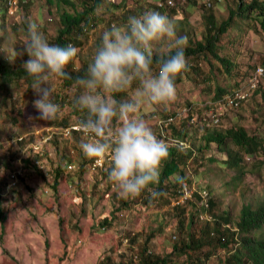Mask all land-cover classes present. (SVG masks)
Listing matches in <instances>:
<instances>
[{"label":"rangeland","instance_id":"1","mask_svg":"<svg viewBox=\"0 0 264 264\" xmlns=\"http://www.w3.org/2000/svg\"><path fill=\"white\" fill-rule=\"evenodd\" d=\"M27 1H33L29 11L19 7V4H12L5 17L6 22L0 20V42L5 37H11L18 45L22 44L24 33L13 27H21L25 20L37 21L42 33L56 35L59 27L56 5L51 6L48 0ZM230 5L235 6L232 0H214L211 11L196 4L161 10L165 6H158L154 0H125L120 7L99 9L103 21L98 22L96 28L84 37L85 47L80 54L91 58L106 28L114 23L122 25L128 16H139L148 10L168 16L174 22L177 37H188L190 33L200 40L205 27L204 16L215 13L219 20L226 18ZM244 27L240 40L236 32L233 43L234 47L240 46L238 54L233 50L235 61L240 62L239 76L232 80L216 72L214 81L206 83H192L185 79L175 85V95L170 101L141 110L143 119L157 138L162 135L157 128L159 119L169 114L173 117L174 114V117L178 115L174 118V132L187 135L186 139H180L185 144L181 147L193 150L195 146V153L203 143L202 137L212 131L244 128L249 135L264 141V75L254 92L249 83L256 67L262 66L264 33L256 23L243 24ZM157 44L160 46H155L154 50L169 49L164 42ZM18 51L22 52L21 46H18ZM0 58L16 66L22 65L27 56L18 55L15 62H10L7 54L0 50ZM238 84L245 86L243 91L249 101L239 109L224 110L225 117L218 125L213 124L212 108L208 110L206 107H211L215 101L216 87L229 91ZM52 88L54 101L60 106L59 117L70 115V122L74 124L71 127H75L79 119L73 107L74 88H66L59 80L52 83ZM35 98V93L24 80L13 83L7 93L0 88V200L5 217L4 223L0 222V264H98L107 258L114 264H136L139 252L146 245L149 253L165 257L172 253L175 245H180L184 237L178 230L182 209L177 216L174 205L186 203L181 207L185 210V217L188 221L189 215L194 213L198 228L205 221L199 218L195 209L198 210L206 200L196 199L193 192L211 185L218 205L215 212L229 210L236 219L244 202L243 195L249 199L264 186V156L253 155L244 157L245 172L241 180V174L228 168L221 169L217 164L212 166L209 162L203 167L198 164V172H194L196 168L190 162L187 175L193 180L189 181V197L186 200L180 197L176 201L167 197L168 202L148 205L145 203V192L134 197L123 196L107 179L109 154L99 158L85 157L79 147L85 139L83 133L72 132L66 136L68 125L62 122L58 125L55 119L42 120L32 104ZM190 106L193 107L190 111L192 117L187 110ZM204 118L215 127L205 128L203 121L208 120ZM170 134L166 129L168 141L163 140L169 146L174 144ZM227 146L234 148L229 140ZM203 155L206 158L212 156L218 162L227 157L212 142L209 148L204 149ZM14 171H21L22 175L17 185L11 187L10 176ZM234 175L239 178L236 191L230 193L227 188H220ZM173 181L175 177L170 179V182ZM150 190L149 187V193ZM204 197L207 198L206 195ZM105 220L110 221V226L104 225ZM148 238L150 242L146 243ZM221 252L216 249L211 256L195 252L194 264H224ZM191 255L192 252H188L187 256L177 253L174 263L190 264L187 258Z\"/></svg>","mask_w":264,"mask_h":264},{"label":"trees","instance_id":"2","mask_svg":"<svg viewBox=\"0 0 264 264\" xmlns=\"http://www.w3.org/2000/svg\"><path fill=\"white\" fill-rule=\"evenodd\" d=\"M124 1L125 0H48V3H50L51 6L52 4L56 5L59 17V27H57L56 35H50L45 31L43 32V35L50 43H55L61 46L71 45L77 48L76 56L69 61L65 68V71H67L73 79L82 75L86 71L87 64L91 59L88 57L84 58L80 54V50H83L85 47L84 37L88 36L91 30L96 28L98 22L103 21L99 9L104 10L105 7L108 8V6L120 7ZM232 1L235 6L233 7L230 5L231 7L226 18L222 17V19L219 20L215 13L204 16L205 27L200 40L192 36L190 33L188 37H185V35L178 36L184 38L185 67L176 75L174 81L175 85L183 82L185 79L192 83L214 81L216 72L225 75V77H230L231 79L240 75L238 72L240 62L235 61V54H233L234 49V52L238 54L239 51H237V48L238 50L240 48L239 45L237 47H234L233 45L235 34L237 32V38L240 40V36L246 28H243V24L248 26L253 25L254 23L260 26V29L264 33V0ZM32 3L33 1L27 0H0V20L6 22L5 17L11 11L12 4H19V7H23L25 10L29 11ZM189 4L194 3L190 1ZM212 9L213 8L207 10L211 11ZM27 21L28 20H25L21 27L14 26L13 29L24 33V30L27 27ZM34 22L37 23V21ZM98 40H100V38ZM98 44L99 42L97 45ZM155 46L160 45L156 44ZM166 52L170 54L171 52H174V49H168L166 51L160 49L153 50V71H155V60L157 56ZM226 52L228 53L225 54ZM262 58L263 66L264 55ZM237 59L238 58H236V60ZM20 80H24L29 85V81L25 78L21 65L17 64L16 66H11L5 61V59L0 58V88L3 92L7 93L9 87ZM59 81L62 82L63 86L66 88H74L73 94L75 96L78 94V89L74 87L72 80ZM209 87H211V85H209ZM241 87L242 85L238 84L233 89H239ZM231 90L227 91L217 86L215 101H213V103L221 100V98ZM234 91L235 90H233L232 93ZM125 97L126 94H116L117 100H122ZM248 98L246 99L247 102L249 101ZM191 107L192 106L187 109L190 115L189 117H192L190 111L193 107ZM206 108L211 110L212 106H207ZM74 112L79 120L83 118L81 112L76 109ZM60 115L61 114L58 113L57 117L54 118L57 122L56 124L60 125L62 122L63 125H68V127L74 125L70 122V115L59 117ZM170 115L171 114L164 116V119L159 120L166 121L172 118ZM170 126L167 128V130L171 132L169 138L179 141H182L180 139H186V134H176V132H174L176 131L174 124H171ZM203 126L205 128L215 127L213 125L207 127L205 122ZM157 128L160 130L159 126H157ZM158 139H165V141H168L166 137L160 134L158 135ZM228 140L234 148L226 147ZM202 142L203 143L197 149V152L200 153V155L197 154V152H194L195 146L193 150H186V148L181 147L182 145L180 144L168 145L169 154L162 164L158 181L149 186L151 190L160 191L162 195L156 198H151L148 189H146L141 192L146 193V204L149 205L153 202L159 203L161 201L168 202L167 197H169V199L174 198V200L178 201L184 193V190H188L189 181L193 180L191 177L189 179L187 175L190 162L192 163V167L196 168L194 169V172H198V164L201 165L200 167H203L206 162H209L212 166L217 164L221 169L228 168L230 171H235L241 174H238L241 180L242 175L245 172L244 157L246 159L253 155L264 156V141L257 136L249 135L244 128H231L226 132L212 131L202 137ZM210 142L216 143L218 149L226 153V159L218 162L212 156L206 158L203 155L204 149L209 148ZM193 145L194 143L192 146ZM35 168L37 167L35 166ZM38 171L41 173L40 170ZM176 176L180 179L177 180L175 178V181L170 182V179ZM230 178L231 179L227 183L220 185V188L225 187L230 193H233L237 189L239 178L237 175ZM201 190H204L203 193ZM201 190V193H199L200 191H197L193 192L192 195L201 201L206 200L208 207L205 211L210 219L204 220L205 224L200 225L198 229L194 213L189 215L190 217L188 221L185 217V210L181 207L186 203L184 205H174V214L180 216L181 209V213L183 214L181 215V219L178 220V230L184 235L180 241V245H175L172 253L165 257H159L149 253V248H147L146 245L143 250L139 252L136 258L138 260L136 264H175L173 260L175 254L179 253L187 256L188 252H192V255L187 259L190 264H194L195 259L193 253L197 252L201 256H211L212 251L214 252L216 249L222 251V254L220 255H224V264H264V186L261 191L253 193L249 199H245L247 195H243L244 202L236 219L232 217L229 210H222L221 213L215 212L218 205L214 198V189L211 185L205 189L201 187ZM204 195L207 196L206 199ZM189 203L192 205L191 202ZM192 207H195V205L193 204ZM199 209H195L197 214ZM201 209L204 211L205 208L202 207ZM4 221L5 217L1 208L0 200V222L3 224ZM104 225L110 226V221L105 220ZM149 242L150 238L147 239L146 243ZM207 247H209V249ZM98 264L114 263L110 258H107L105 261ZM129 264L134 263L130 262Z\"/></svg>","mask_w":264,"mask_h":264},{"label":"clouds","instance_id":"3","mask_svg":"<svg viewBox=\"0 0 264 264\" xmlns=\"http://www.w3.org/2000/svg\"><path fill=\"white\" fill-rule=\"evenodd\" d=\"M161 42L174 52L158 55L153 71V50ZM0 50L10 62L18 55L27 56L21 68L36 95L32 104L42 120L54 119L59 113L52 83L72 80L78 89L73 107L83 116L77 122L85 137L79 144L81 152L88 158L109 154L107 179L121 195L134 197L158 181L169 146L157 138L141 110L170 101L176 75L185 67L184 38L175 35L168 16L148 10L128 16L122 25H110L101 33L86 71L75 79L65 68L77 48L50 43L34 21L27 22L22 44L5 37ZM121 93L126 97L117 100L116 94ZM161 195L150 190L151 198Z\"/></svg>","mask_w":264,"mask_h":264},{"label":"built area","instance_id":"4","mask_svg":"<svg viewBox=\"0 0 264 264\" xmlns=\"http://www.w3.org/2000/svg\"><path fill=\"white\" fill-rule=\"evenodd\" d=\"M156 1L157 5L160 7H168V8H176L178 5H183L186 3H189L190 1L196 5H199L200 7H204L206 9H211L213 8V4H214V0H154ZM264 75V67L263 66H257L256 69L254 70V73L252 74L249 83L252 89H254L258 83H259V79ZM245 86H242L239 89H234L235 92L234 94L231 92L227 95H225L223 98L225 100V102H227V104L223 103V98L221 100H219L218 102H216L214 104V110L211 112L212 114V119H213V124H219L220 120H222V118L224 117L225 113H224V109L225 108H236L241 104H233L234 101L236 100H240V99H247L248 95L246 92H244L243 88ZM255 90V89H254ZM254 90L252 92H254ZM178 116V115H176ZM175 116V117H176ZM172 117L166 121L164 120H160L158 122V126L160 127V133L166 137L165 132L166 129L171 125L175 123L174 118ZM204 120H206V118H204ZM205 122V125L207 127L212 126L213 124L209 122V120ZM203 122V124H204ZM72 132H82V130L80 129V127L78 125H76L75 127H67L65 128V135H71ZM173 143L175 145L180 144L182 146H184V142L179 141V140H173ZM20 175H22L21 171H14L11 176L10 179L11 181V187L17 185L19 179H20ZM189 197L188 195V190L185 189L184 193L181 195V199L186 200ZM204 205L199 206V218L202 220H209L210 217L207 215V212L205 211L207 209V202L203 201ZM205 208L204 211L201 208Z\"/></svg>","mask_w":264,"mask_h":264},{"label":"bare ground","instance_id":"5","mask_svg":"<svg viewBox=\"0 0 264 264\" xmlns=\"http://www.w3.org/2000/svg\"><path fill=\"white\" fill-rule=\"evenodd\" d=\"M155 3H156V1H154ZM235 92V91H234ZM234 92H233V94H234ZM247 100H245V99H240V100H236V101H234L233 102V104H241V105H239L238 107H236V108H231V107H229V108H225L224 110H228V109H239V108H241L243 105H244V103L246 102ZM223 103L224 104H227V102H225V100H224V98H223ZM214 104L215 103H213L211 106H212V110H211V112L214 110ZM192 108V107H191ZM190 110V109H189ZM185 115V114H184ZM206 120H209V119H206Z\"/></svg>","mask_w":264,"mask_h":264}]
</instances>
